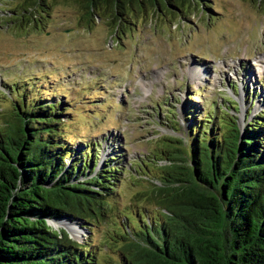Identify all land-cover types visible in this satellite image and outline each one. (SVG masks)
I'll list each match as a JSON object with an SVG mask.
<instances>
[{"label": "trees", "instance_id": "16d2710c", "mask_svg": "<svg viewBox=\"0 0 264 264\" xmlns=\"http://www.w3.org/2000/svg\"><path fill=\"white\" fill-rule=\"evenodd\" d=\"M57 3L86 23L108 15L113 35L131 31V18H180L196 6L211 11L208 0H21L13 21L36 28L38 11L47 15ZM5 81L0 98L10 107L0 115V264H264V111L249 117L257 92L242 135L230 105H213L201 118L198 108H186L179 147L159 151L165 165H145L159 178L146 198L161 212L129 207L96 242L92 235L118 204L123 159L99 165L98 143L72 145L66 103L45 96L49 91L37 80ZM48 223L73 225L91 238L76 242Z\"/></svg>", "mask_w": 264, "mask_h": 264}, {"label": "rangeland", "instance_id": "374dc122", "mask_svg": "<svg viewBox=\"0 0 264 264\" xmlns=\"http://www.w3.org/2000/svg\"><path fill=\"white\" fill-rule=\"evenodd\" d=\"M20 3L0 0V83L37 80L45 96L66 103L72 145L98 143L99 165L123 159L118 204L92 235L96 242L129 207L161 212L146 198L159 178L145 165H165L159 151L179 147L186 108H198L201 118L213 105H230L243 128L257 92L249 117L264 111V0H208L209 12L196 6L180 18H131L134 28L116 35L108 15L86 23L60 3L47 15L38 11L36 28H21L11 13ZM9 107L0 98V115ZM74 228H64L72 240L91 238Z\"/></svg>", "mask_w": 264, "mask_h": 264}, {"label": "water", "instance_id": "95a60500", "mask_svg": "<svg viewBox=\"0 0 264 264\" xmlns=\"http://www.w3.org/2000/svg\"><path fill=\"white\" fill-rule=\"evenodd\" d=\"M235 117H236V116H235ZM236 123H237V126H238L239 130H240V134L242 135V133H243V132H242V129H243V128H241V125L239 126L240 122H239L238 119H237ZM178 142H180V141H178ZM178 145H179V144H178ZM48 224H49L50 226H52L53 228H55V229L59 228V227H55V226H54V223H48ZM60 228L64 229V227H61V226H60Z\"/></svg>", "mask_w": 264, "mask_h": 264}, {"label": "bare ground", "instance_id": "6f19581e", "mask_svg": "<svg viewBox=\"0 0 264 264\" xmlns=\"http://www.w3.org/2000/svg\"><path fill=\"white\" fill-rule=\"evenodd\" d=\"M54 225H56V227H64V228H67V227H74L73 225H64V223L63 224H59V223H54ZM74 229H76V228H74Z\"/></svg>", "mask_w": 264, "mask_h": 264}]
</instances>
